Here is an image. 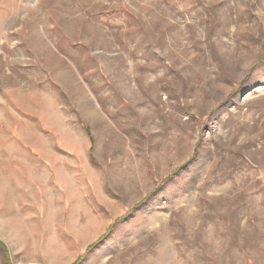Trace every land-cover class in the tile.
<instances>
[{
    "label": "rangeland",
    "instance_id": "374dc122",
    "mask_svg": "<svg viewBox=\"0 0 264 264\" xmlns=\"http://www.w3.org/2000/svg\"><path fill=\"white\" fill-rule=\"evenodd\" d=\"M0 264H264V0H0Z\"/></svg>",
    "mask_w": 264,
    "mask_h": 264
}]
</instances>
